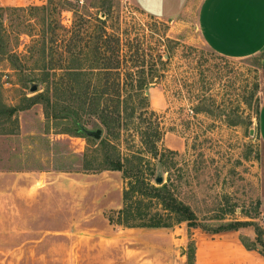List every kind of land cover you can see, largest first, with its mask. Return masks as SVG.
Returning a JSON list of instances; mask_svg holds the SVG:
<instances>
[{"label": "rangeland", "instance_id": "obj_1", "mask_svg": "<svg viewBox=\"0 0 264 264\" xmlns=\"http://www.w3.org/2000/svg\"><path fill=\"white\" fill-rule=\"evenodd\" d=\"M70 1L76 3L77 15L57 9L52 16L62 26L57 29L55 44L49 43L50 35L45 37L47 61L53 49L54 63L66 65L71 55L68 48L79 44L74 40L79 18L104 19L98 15L100 9L106 14L108 33L121 39V55L136 60L138 54L140 60L145 59L144 77H150L157 55H162L163 61L169 56L165 68L154 67L159 77L165 78L149 85L145 95L161 124L160 147L172 154H162L164 166L144 155L142 165L146 173L154 170V177H161L162 185L170 179L176 197L191 208L200 227L188 231L184 223L168 229H129L109 224L108 218L122 208L126 187L122 174L90 171L95 147L84 139L60 134L63 124L48 123L42 106L37 104L16 113L15 124L0 121V132L4 133L0 134V171L22 175L18 177L20 185L23 179H29L37 189L55 187L61 198L56 203L47 200L46 208L57 210V220L44 219L38 230L56 232L62 238L52 240L47 234L41 242L32 244V264H52L54 259L44 256L49 242H56L55 264H184L181 258L190 243L195 246V257L198 246L199 264H222L240 257L237 248L250 252L248 257L253 254V258L263 260L264 250L259 245L246 250L241 240L249 245L255 241L252 227L218 234L211 230L244 221L263 229L264 146L257 127L264 100V51L252 58L233 60L208 49L200 39L197 24L202 0ZM44 3L0 0V7ZM54 4L60 7L57 1ZM36 24L23 13L3 16L0 111L1 105L24 106L26 98L45 89L37 82L42 78L38 76L42 67L39 41L44 27ZM31 87L36 91L31 92ZM196 108L203 112L196 114ZM88 128L92 130L91 125ZM115 143L126 156L140 148L134 130L123 131L121 143ZM152 178L153 185L161 186ZM143 206H148L150 213L157 209L155 205ZM73 250H78L77 257Z\"/></svg>", "mask_w": 264, "mask_h": 264}, {"label": "trees", "instance_id": "obj_2", "mask_svg": "<svg viewBox=\"0 0 264 264\" xmlns=\"http://www.w3.org/2000/svg\"><path fill=\"white\" fill-rule=\"evenodd\" d=\"M54 1L58 2L59 8L55 4L53 6ZM76 8V3L73 4L70 0H45L40 6L0 7V32L3 29V16L7 13L27 14L37 21L36 25L44 27L39 41V62L42 67L38 69V76L42 78L37 82L45 86L44 91L26 98L24 106L1 105L0 121L8 120L15 124L16 113L38 104L42 106L48 123L56 126L63 124L60 134L84 139L95 147L90 156V171L120 172L126 181L122 192V208L115 217L108 218L109 224L129 229H168L184 223L188 231L199 228L194 212L176 197L168 183L170 179L161 186H155L151 181L154 170L146 173L142 165L146 160L144 155L161 164L163 153L172 154V151L160 147L163 135L161 124L156 113L150 109L145 95L149 85L165 78L159 77L160 72L154 67L165 68L169 56L163 61L162 55H157L153 61L155 64L149 70L150 77H144L145 59L140 60L138 54L136 60L126 59L121 55V39L115 33H108L106 14L100 9L98 15H103L104 19L98 16L83 20L79 18L80 22L76 25L78 30L74 31V40L77 39L79 44H72V48H68L71 55L66 65L54 63L53 49L49 55L50 60L47 61L45 37L50 35L49 43L55 44L57 29L62 26L52 16L59 10L71 12L75 16ZM76 20L73 26L77 23ZM76 49L77 53H73L72 50ZM201 111L199 108L195 109L196 114ZM90 125L92 130L88 128ZM131 130L138 137L140 148L138 152L130 151L131 155L126 156L121 153L115 141L121 143V133ZM94 131L101 132L99 140L89 136V132ZM86 156V153L83 154V157ZM156 178L153 175L152 179ZM143 204L155 205L157 209L150 213L147 211L148 206ZM244 227H252L255 233V241L250 242V245L241 239L245 249L251 250V246L257 244L264 250V231L253 222L229 223L211 232H233ZM184 256L185 264H195L193 243L188 245Z\"/></svg>", "mask_w": 264, "mask_h": 264}, {"label": "crops", "instance_id": "obj_3", "mask_svg": "<svg viewBox=\"0 0 264 264\" xmlns=\"http://www.w3.org/2000/svg\"><path fill=\"white\" fill-rule=\"evenodd\" d=\"M197 24L201 41L220 57L242 60L264 51V0H202ZM257 128L264 146V100ZM21 176L15 172L0 171V264H32V244L41 242L47 234L52 240L62 238L56 232L39 231L44 219L57 220V210L48 211L46 208L48 199H53L54 203L61 199L57 189L51 186L37 189L29 179H23L20 185L18 177L23 178ZM260 216L263 220L264 204L260 206ZM262 227L264 231V221ZM54 243L49 242L50 248L44 252L46 258L54 259L52 264L58 262ZM38 249L39 246L36 247ZM237 249L240 257L225 260L222 264H264V259L253 258V254L248 257L250 252ZM198 252L197 246L195 264H199ZM72 254L77 257L79 252L73 250ZM181 259V263L185 264L184 256Z\"/></svg>", "mask_w": 264, "mask_h": 264}, {"label": "water", "instance_id": "obj_4", "mask_svg": "<svg viewBox=\"0 0 264 264\" xmlns=\"http://www.w3.org/2000/svg\"><path fill=\"white\" fill-rule=\"evenodd\" d=\"M31 92H35L36 88L35 87H31L30 88ZM89 136L92 137L95 140H99L101 138V132L100 131H94V132H89ZM155 183L158 185L162 184V178L161 177H157L155 179Z\"/></svg>", "mask_w": 264, "mask_h": 264}, {"label": "built area", "instance_id": "obj_5", "mask_svg": "<svg viewBox=\"0 0 264 264\" xmlns=\"http://www.w3.org/2000/svg\"><path fill=\"white\" fill-rule=\"evenodd\" d=\"M263 221H264V218H263Z\"/></svg>", "mask_w": 264, "mask_h": 264}]
</instances>
